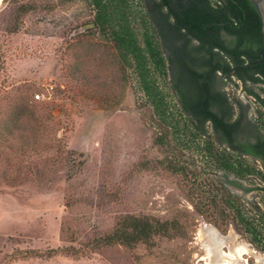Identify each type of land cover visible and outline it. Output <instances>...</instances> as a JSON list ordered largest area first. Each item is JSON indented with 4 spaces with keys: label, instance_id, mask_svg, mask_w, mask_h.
<instances>
[{
    "label": "rangeland",
    "instance_id": "1",
    "mask_svg": "<svg viewBox=\"0 0 264 264\" xmlns=\"http://www.w3.org/2000/svg\"><path fill=\"white\" fill-rule=\"evenodd\" d=\"M1 1L0 264H206L200 233L208 229L222 252L248 249L237 264H264V252L230 224L220 230L196 213L190 178L163 167L169 152L153 144L128 70L96 31H85L92 18L86 3ZM19 5L29 7L17 17ZM218 85L252 113L238 82ZM216 176L244 201L264 206L260 193L248 190L250 180ZM123 214L176 219L180 236L86 249ZM64 247L78 255L62 254Z\"/></svg>",
    "mask_w": 264,
    "mask_h": 264
},
{
    "label": "trees",
    "instance_id": "2",
    "mask_svg": "<svg viewBox=\"0 0 264 264\" xmlns=\"http://www.w3.org/2000/svg\"><path fill=\"white\" fill-rule=\"evenodd\" d=\"M83 1L93 23L85 31H96L128 70L136 103L154 130L153 144L169 152L162 166L190 178L193 209L220 230L230 224L264 252V206L244 201L216 176L250 180L248 190H257L264 204V50L261 61L253 62L260 58L261 39L252 5L247 0ZM28 7L19 5L16 16ZM217 57L225 59L224 67ZM224 78L239 80L251 98L250 121L242 122L244 109L218 85ZM179 234L176 219L123 214L86 249L151 246L154 236ZM59 250L78 255L70 247Z\"/></svg>",
    "mask_w": 264,
    "mask_h": 264
},
{
    "label": "bare ground",
    "instance_id": "3",
    "mask_svg": "<svg viewBox=\"0 0 264 264\" xmlns=\"http://www.w3.org/2000/svg\"><path fill=\"white\" fill-rule=\"evenodd\" d=\"M1 2L2 1L0 0V4ZM200 234L203 235L204 241L206 242L204 247L206 251V264H237L239 260H242L243 254L248 252V249L243 245L237 246L234 248V251L229 250L228 252H222L221 249H218L219 241L214 238L212 230L208 229L207 231ZM211 236H213V239H215L214 241H212ZM216 251H218V257H216Z\"/></svg>",
    "mask_w": 264,
    "mask_h": 264
},
{
    "label": "water",
    "instance_id": "4",
    "mask_svg": "<svg viewBox=\"0 0 264 264\" xmlns=\"http://www.w3.org/2000/svg\"><path fill=\"white\" fill-rule=\"evenodd\" d=\"M253 7L256 15H257V19L259 22V28H260V39H261V47H260V51H259V59L257 61H253V62H260L261 58L263 56V50H264V0H247ZM90 26L93 25V23L89 24ZM250 63H248L249 65ZM233 69L229 72L232 73Z\"/></svg>",
    "mask_w": 264,
    "mask_h": 264
},
{
    "label": "flooded vegetation",
    "instance_id": "5",
    "mask_svg": "<svg viewBox=\"0 0 264 264\" xmlns=\"http://www.w3.org/2000/svg\"><path fill=\"white\" fill-rule=\"evenodd\" d=\"M149 2H151V0H148ZM223 2H224V0H222ZM217 61L219 62V64H220V66L221 67H224L225 66V59H223L222 60V58H220V57H217ZM234 72V68H233V71H232V73ZM225 79V78H224ZM233 79V78H232ZM236 82H238V83H240L239 82V80H235ZM264 85V84H263ZM243 92V91H242ZM244 93V92H243ZM246 96V95H245ZM244 115H245V118L244 119H242V122H245V120L246 119H249L250 118V115H251V113L249 114V116H246V114H245V112H244ZM249 121H250V119H249ZM220 173V172H219ZM221 174V173H220ZM223 177L224 176H231V175H229V174H227V175H223V174H221ZM232 177V176H231ZM232 179H233V183L234 182H237V181H241V180H239V179H236V178H233L232 177ZM223 183H224V185L226 186V183L223 181ZM227 187V186H226ZM253 205L255 206V207H258L256 204H254L253 203ZM250 245H252V244H250ZM256 250H257V248H255Z\"/></svg>",
    "mask_w": 264,
    "mask_h": 264
},
{
    "label": "built area",
    "instance_id": "6",
    "mask_svg": "<svg viewBox=\"0 0 264 264\" xmlns=\"http://www.w3.org/2000/svg\"><path fill=\"white\" fill-rule=\"evenodd\" d=\"M33 97H34L35 99H38V98H42L43 95H42L41 93H35V94L33 95Z\"/></svg>",
    "mask_w": 264,
    "mask_h": 264
}]
</instances>
